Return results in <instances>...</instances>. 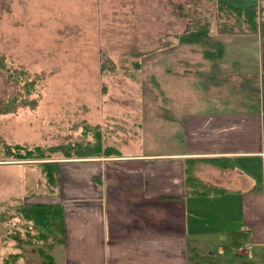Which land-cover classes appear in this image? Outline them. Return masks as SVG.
<instances>
[{
    "label": "rangeland",
    "instance_id": "obj_1",
    "mask_svg": "<svg viewBox=\"0 0 264 264\" xmlns=\"http://www.w3.org/2000/svg\"><path fill=\"white\" fill-rule=\"evenodd\" d=\"M217 1L230 7L229 0H0V56L5 66L0 70V109L15 100L8 112L0 110V148L62 146L65 151L77 143L94 144L98 132L101 148L158 153L169 146L164 141L171 138L168 125L178 122L174 114L196 109V82H227L223 89L232 101L239 100L238 73L203 55L206 50L215 54L216 47L209 44L225 39L224 28L237 30L238 21L243 25L235 14L218 11ZM200 28L209 30L206 43L178 42L179 36ZM228 45L226 58L236 60L231 48L237 44ZM258 45V39L247 45L245 59L257 57ZM226 68L233 76L219 74ZM26 82L32 83L29 93ZM2 151L0 264H50L49 241L16 249L13 239L20 243L35 230L48 232L46 214L58 213V207L31 206L60 203L59 185L65 175L61 167L79 159H62L61 152L49 151L47 160L18 161L5 158ZM42 162H62L56 186L47 183ZM219 209L214 217L194 211L189 227L236 231L234 223L226 226ZM30 224L35 230L26 233ZM219 236L224 238L223 233ZM55 247L52 251H61ZM13 252L20 254L14 262L8 258ZM186 261L218 264L203 251Z\"/></svg>",
    "mask_w": 264,
    "mask_h": 264
},
{
    "label": "crops",
    "instance_id": "obj_2",
    "mask_svg": "<svg viewBox=\"0 0 264 264\" xmlns=\"http://www.w3.org/2000/svg\"><path fill=\"white\" fill-rule=\"evenodd\" d=\"M227 5L239 10L259 6L264 21V0H229ZM237 25V30L223 29L225 39L216 42L223 53L216 63L238 73L239 100L232 101L223 89L227 82H196L193 95L199 102L194 110L174 114L178 122L168 125V148L125 154L105 145L117 154L70 160L61 167L60 203L39 204L58 207L56 214L63 218L61 241L48 254L50 264H187L202 251L218 264H264V40L241 21ZM257 39V57L245 59L247 45ZM231 43L237 44L231 48L236 60L226 58ZM218 71L233 76L227 68ZM187 166L196 180L189 187ZM217 209L236 231H222L223 238L220 231L189 227L194 211L214 217ZM26 228L35 230L31 224ZM235 232L247 235L240 249L229 246ZM206 239L217 245H207ZM54 246L61 251H52Z\"/></svg>",
    "mask_w": 264,
    "mask_h": 264
},
{
    "label": "trees",
    "instance_id": "obj_3",
    "mask_svg": "<svg viewBox=\"0 0 264 264\" xmlns=\"http://www.w3.org/2000/svg\"><path fill=\"white\" fill-rule=\"evenodd\" d=\"M217 10L222 11L225 13L224 14H235V16L239 19H242L243 24H245L246 28L253 33H259L260 37L263 38L264 40V21H260V9H256L255 7H249L244 10H239L231 7L225 6L222 2L217 1ZM226 7L227 9L223 8ZM208 28H200L199 30L195 31H190L189 33L179 36L177 38L179 43H184V44H201L202 42L206 43V40H208ZM211 48L216 47V52L213 54L212 52L209 53L207 52L208 50L205 51L203 54L205 57H209V59H215L218 58L220 59L223 53V48L221 44L214 43L212 45L209 44ZM2 57L0 56V70L4 69V63L2 62ZM31 82H26L24 84V90L26 92L31 91ZM261 99H262V105L264 109V75L262 77V93H261ZM14 99H12L6 106H4L3 109L0 110H5V112H8L10 106L12 105ZM2 113V112H0ZM85 130H89V128L86 126ZM96 136L99 137L98 132L95 133ZM97 138V141L94 144L88 143L87 145H83L80 143L73 144L69 148H66L64 151L62 146H56L53 148H48L47 150L43 149L41 146H33V147H27L23 145H13V146H7L3 144L1 148L3 149L2 155L5 158H11L13 160H18V161H23V160H47L49 159L46 154V152H61L63 154L62 159H89V158H99L98 156L102 154L104 157H110L112 154H117L114 148L110 147H103L101 141H99ZM1 148H0V153H1ZM102 149V150H101ZM62 162H42L39 163V165L42 168V171L45 173L47 183H49L51 186H56L58 182V170L59 166ZM196 180L193 179L192 174H191V169L189 166L186 167L185 169V185L186 187H189L190 185H195ZM45 208V206H34L31 208ZM23 211V209H22ZM24 212V211H23ZM25 216L26 220L32 221L31 217H29L28 214L23 213ZM45 228L52 234L49 236L46 233H42L40 231L35 232L34 235L30 236L29 234L27 235V239L24 242H20L17 239V246L19 248H23V246L27 245H33L34 242H41V241H49L52 245L55 243H59L62 238V232H63V218L60 214H54V213H47L46 214V222H45ZM26 233H29V229L26 230ZM247 235L240 233V232H235L232 233L230 236V242L229 246L232 249H240L244 243L246 242ZM20 254H12L9 255L8 258L14 262ZM5 264L7 263V260L4 262Z\"/></svg>",
    "mask_w": 264,
    "mask_h": 264
}]
</instances>
